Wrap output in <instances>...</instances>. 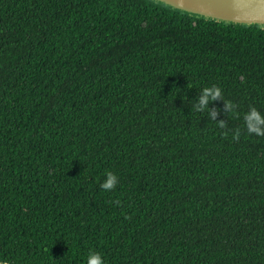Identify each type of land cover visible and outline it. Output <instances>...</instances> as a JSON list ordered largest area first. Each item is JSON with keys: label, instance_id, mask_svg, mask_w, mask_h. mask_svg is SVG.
<instances>
[{"label": "trees", "instance_id": "trees-1", "mask_svg": "<svg viewBox=\"0 0 264 264\" xmlns=\"http://www.w3.org/2000/svg\"><path fill=\"white\" fill-rule=\"evenodd\" d=\"M212 85L214 120L195 111ZM251 107L264 27L154 0H0V259L264 264Z\"/></svg>", "mask_w": 264, "mask_h": 264}, {"label": "water", "instance_id": "water-1", "mask_svg": "<svg viewBox=\"0 0 264 264\" xmlns=\"http://www.w3.org/2000/svg\"><path fill=\"white\" fill-rule=\"evenodd\" d=\"M188 14L218 22L264 27V0H154ZM11 264V263H10Z\"/></svg>", "mask_w": 264, "mask_h": 264}, {"label": "clouds", "instance_id": "clouds-1", "mask_svg": "<svg viewBox=\"0 0 264 264\" xmlns=\"http://www.w3.org/2000/svg\"><path fill=\"white\" fill-rule=\"evenodd\" d=\"M216 98H222V90L218 85H212L201 89V94L197 101L195 111L209 112L208 105ZM228 111L235 112V105L227 103ZM214 113L209 112V117L214 120ZM244 127L248 134L256 136H264V111L256 107H251L243 116ZM224 127L223 123H220ZM239 137V129H237L234 138ZM118 183V177L113 172L109 171L105 174V178L100 184L104 190H112ZM0 264H10L9 261L0 259ZM86 264H106L105 257L98 251H91L87 257Z\"/></svg>", "mask_w": 264, "mask_h": 264}]
</instances>
